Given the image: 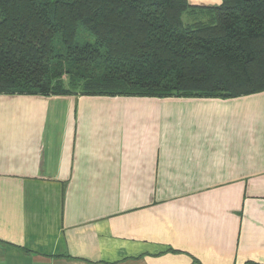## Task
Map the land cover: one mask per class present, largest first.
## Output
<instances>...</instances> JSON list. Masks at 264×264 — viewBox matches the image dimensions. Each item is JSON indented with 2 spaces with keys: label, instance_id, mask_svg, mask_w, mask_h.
Here are the masks:
<instances>
[{
  "label": "crops",
  "instance_id": "obj_1",
  "mask_svg": "<svg viewBox=\"0 0 264 264\" xmlns=\"http://www.w3.org/2000/svg\"><path fill=\"white\" fill-rule=\"evenodd\" d=\"M0 264H264V91L0 94Z\"/></svg>",
  "mask_w": 264,
  "mask_h": 264
},
{
  "label": "trees",
  "instance_id": "obj_2",
  "mask_svg": "<svg viewBox=\"0 0 264 264\" xmlns=\"http://www.w3.org/2000/svg\"><path fill=\"white\" fill-rule=\"evenodd\" d=\"M262 91L264 0H0V94Z\"/></svg>",
  "mask_w": 264,
  "mask_h": 264
},
{
  "label": "rangeland",
  "instance_id": "obj_3",
  "mask_svg": "<svg viewBox=\"0 0 264 264\" xmlns=\"http://www.w3.org/2000/svg\"><path fill=\"white\" fill-rule=\"evenodd\" d=\"M202 16H204V15H202ZM204 17H206V16H204ZM186 18V17H185ZM186 20H187V18H186Z\"/></svg>",
  "mask_w": 264,
  "mask_h": 264
}]
</instances>
